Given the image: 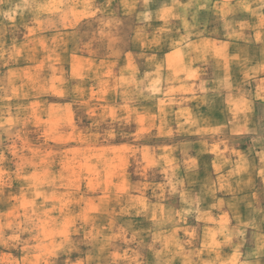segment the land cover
<instances>
[{
	"label": "crops",
	"instance_id": "1",
	"mask_svg": "<svg viewBox=\"0 0 264 264\" xmlns=\"http://www.w3.org/2000/svg\"><path fill=\"white\" fill-rule=\"evenodd\" d=\"M104 11L131 18L120 53L78 35ZM11 64L19 87L44 71L28 119L52 137L49 148L66 149L65 137L92 153L91 173L78 164L31 178L44 185L45 208H36L27 253L11 254L17 264H51L47 233L69 230L67 217L84 229L97 211L139 216L148 231L171 217L167 231L196 228L205 249L225 246L243 221L264 232V147L240 143L264 101V0H0V66ZM53 198L74 200L55 205L57 227L46 218Z\"/></svg>",
	"mask_w": 264,
	"mask_h": 264
},
{
	"label": "rangeland",
	"instance_id": "2",
	"mask_svg": "<svg viewBox=\"0 0 264 264\" xmlns=\"http://www.w3.org/2000/svg\"><path fill=\"white\" fill-rule=\"evenodd\" d=\"M130 31L131 18L124 19L118 13L104 11L81 24L78 35L95 37L104 52L120 53L122 48L129 46ZM71 36L73 34L69 35V39ZM12 65L0 66V264H17L19 260L13 259L11 254L24 256L27 253V241L33 234L30 230L33 219L42 212L36 211V208H45V201L39 196L44 185H31V178L39 174L53 175L49 173L51 170H55L56 175L58 169L63 175L78 164L89 173L92 170L91 152H76L74 147L69 149L76 142L65 137L61 142L67 141L64 145L66 149L49 148L52 137L42 133L36 128L35 121L28 119L29 108L38 106L34 103L29 106L28 101L43 91L38 84L43 81L44 71L32 72L31 79H25L27 87H19L18 75ZM240 143L250 152L264 147V101L256 103L251 131ZM84 155L88 157L83 163ZM54 186L60 189L56 196L63 195L61 187ZM73 186L66 185L68 190ZM89 187L92 185L89 184ZM98 194L101 195L100 190ZM33 195L38 197L37 200ZM49 202L52 206L46 218L53 226L56 223L57 227L63 221L54 217L58 213L53 211L55 205L60 202L63 210L67 204H74V200L53 198ZM96 202L106 207L108 200L101 198ZM61 212L64 217L66 211ZM97 213H100L99 217H84L81 220L85 224L84 229L73 225L67 217L69 230L47 233V243L54 260L51 264H75L72 256L79 249L77 242L83 247L81 264H264V232L260 230L254 235L249 222L243 221L240 225L243 231L238 233V239L234 237L235 232H228L225 246L205 249L201 246L196 228L192 230L186 225H175L173 231H167L165 226L172 223L171 217L163 224L164 228L155 229L156 226L152 225V230L148 231L139 216H117L112 211ZM92 223H95L94 227ZM5 232H12V238L6 240ZM22 237L26 240H20ZM60 253L63 255L60 256Z\"/></svg>",
	"mask_w": 264,
	"mask_h": 264
}]
</instances>
